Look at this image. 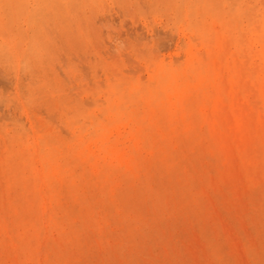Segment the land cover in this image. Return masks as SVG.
Masks as SVG:
<instances>
[{"label":"rangeland","instance_id":"rangeland-1","mask_svg":"<svg viewBox=\"0 0 264 264\" xmlns=\"http://www.w3.org/2000/svg\"><path fill=\"white\" fill-rule=\"evenodd\" d=\"M0 264H264V0H0Z\"/></svg>","mask_w":264,"mask_h":264},{"label":"bare ground","instance_id":"bare-ground-1","mask_svg":"<svg viewBox=\"0 0 264 264\" xmlns=\"http://www.w3.org/2000/svg\"><path fill=\"white\" fill-rule=\"evenodd\" d=\"M202 8V7H201ZM107 95V94H106ZM103 99V98H102ZM178 128V127H177ZM88 130V129H87ZM182 145V144H181ZM93 147V146H92ZM109 153H111V149H110V152ZM148 156V155H147ZM36 173V172H35ZM93 175V174H92ZM136 180V179H135ZM137 181V180H136ZM97 189V188H96ZM107 189H108V187H107ZM177 193H178V191H177ZM158 196V195H157ZM148 199V198H147ZM155 200V199H154ZM149 201V200H148ZM119 202V201H118ZM82 204V203H81ZM129 204V203H128ZM136 205V204H135ZM85 209V208H84ZM124 210V209H123ZM127 213V212H126ZM170 213V212H169ZM171 214V213H170ZM133 215V214H132ZM111 219V218H110ZM171 224V223H170ZM32 225V224H31ZM132 233V232H131ZM139 233V232H138ZM119 235V234H118ZM137 239V238H136ZM142 239V238H141ZM137 242V241H136ZM129 243V242H128ZM153 243V242H152ZM130 246V245H129ZM129 248V247H128ZM152 248V247H151ZM128 252V251H127ZM123 256V255H122Z\"/></svg>","mask_w":264,"mask_h":264}]
</instances>
